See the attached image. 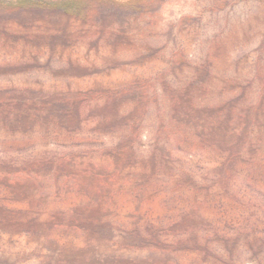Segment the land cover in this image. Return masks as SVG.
Segmentation results:
<instances>
[{
	"label": "rangeland",
	"instance_id": "1",
	"mask_svg": "<svg viewBox=\"0 0 264 264\" xmlns=\"http://www.w3.org/2000/svg\"><path fill=\"white\" fill-rule=\"evenodd\" d=\"M0 264H264V0H0Z\"/></svg>",
	"mask_w": 264,
	"mask_h": 264
}]
</instances>
